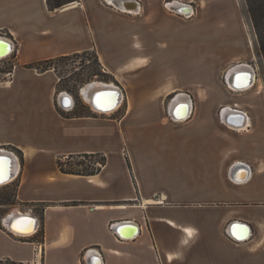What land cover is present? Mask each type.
<instances>
[{
	"label": "crops",
	"instance_id": "1",
	"mask_svg": "<svg viewBox=\"0 0 264 264\" xmlns=\"http://www.w3.org/2000/svg\"><path fill=\"white\" fill-rule=\"evenodd\" d=\"M94 1H71L52 10L47 0H0V36L11 39L16 53L6 57L14 55L19 64L12 73L15 83H0V152L12 151L14 155L9 154L18 167L9 184L15 187L14 203L0 204V264H258L264 252V147L257 145L255 136L250 137L254 141H233L225 147L216 145L215 132H196V147L184 153L166 148L159 162L155 157L144 167L133 151L137 172L133 177L120 150L110 147L109 124L98 116L104 114L102 110L94 109L83 94L91 115L68 117L60 109L69 113L75 106L67 110L60 103L56 106L60 93L56 74L51 70L36 73L42 62L94 51L104 71L121 82L126 81V73L153 63L133 54V40L119 51L115 41L100 37L102 28L115 35L116 30L108 29L111 21L124 13L140 14L142 5L129 10L125 2L131 0L113 4L105 0L107 5L102 6ZM207 1L171 0L167 6L196 3L207 9ZM216 1L221 6L211 24L220 22L219 26L233 32L240 30L230 14L236 9L234 3ZM200 25L206 26L205 22ZM245 46L252 52L251 39ZM238 63L247 62L233 65ZM252 89L231 90H237L231 93L235 100L219 105L221 124L245 135L257 131L253 119L257 120L258 111L253 116L248 108L260 105L244 103V93ZM173 91L162 96V101L173 96L168 111L191 116L179 119L174 114V119L169 111L170 118L191 120L197 115L194 100L180 87ZM122 95L123 101L124 91ZM197 95L204 96L198 101L209 99L207 88L199 89ZM112 98L102 99L103 107L112 104ZM127 99L129 113L134 97ZM226 113L245 114L242 128L225 123L222 115ZM203 134L215 137L213 146L201 142ZM258 136L264 138V133ZM97 153H104L107 160L96 174L65 173L58 166V156ZM28 218L34 221L30 230H15L14 226L28 228L18 223ZM244 224L251 226V237L239 241L245 234ZM256 244L259 248H254ZM36 249L40 251L37 258Z\"/></svg>",
	"mask_w": 264,
	"mask_h": 264
},
{
	"label": "rangeland",
	"instance_id": "2",
	"mask_svg": "<svg viewBox=\"0 0 264 264\" xmlns=\"http://www.w3.org/2000/svg\"><path fill=\"white\" fill-rule=\"evenodd\" d=\"M169 1L171 2V0H140L142 5L140 14L124 13L117 20L111 21V26L108 29L116 30L115 35L107 33L106 29L102 28L100 37L111 40V42L115 41L117 43L115 47L119 51L128 48L129 41L133 40V54L148 57L153 62L142 71L126 73L125 82L119 81L117 76L111 74L94 76V73L103 75L102 69L96 63L94 51L50 60L47 64L43 62L39 66L40 69H36V73L41 74L50 67L52 74H56L55 80L58 81L60 92H57L59 96H56V106L59 107L60 96L63 92H68L73 96L74 109L69 113L60 109L64 112L63 115L68 117L91 115L92 110L81 93V89L87 83L101 81L115 83L122 88L125 98L121 101L122 104L120 103V109L115 110L116 112L114 111L115 113L110 116L104 115L106 112L103 115L98 114V116L108 122L110 147L120 150L130 169L134 172L132 173L133 177L137 172L136 169L134 170L135 166L130 153L134 151L137 163L140 167H144L147 166L144 163L153 162L155 157L159 162L160 158L164 157L163 153L166 148L174 147L176 151L184 153L191 150V147H196V132H215L217 146L231 147L233 141L237 144H245L254 141L250 137L255 136L257 145L264 147V138L258 136L262 132L264 133V63L259 53L257 37L246 0H231L236 7L230 11L232 21L236 26L240 25V30L237 29L236 32L219 26L220 22H218L219 24L215 23L216 13L221 6V3L216 0H208L207 9H201L196 3H190L196 11V14H193L191 18H186V15L170 10L167 6ZM98 4L107 5V2L98 0ZM213 19L215 21L211 24ZM202 22H205V27L200 25ZM246 38L253 42L252 52L245 46ZM253 53L255 57L252 59ZM14 55L0 61V83L7 82L9 86L15 83V77L12 75L14 65L16 67L19 65ZM125 60L122 59L120 62ZM238 61L247 63L235 65L246 64L255 69V82L250 87L253 89L244 93L247 95L244 103L260 105L259 109L255 106L248 108L253 116L257 115L256 111L260 116L257 115L256 121L253 119L257 129L253 135H245L243 131L230 129L221 124L218 116L219 105L222 102L227 103L235 100L231 93L236 91H231L233 89L231 86V90L228 89V71ZM90 77H92L91 80H88ZM172 86L182 88L194 100L197 115L195 113L192 119L187 122H175L170 118L168 108L173 96L162 101L165 90ZM201 88H207L209 95L207 102L198 101L200 98H204V96L197 95V91L199 92ZM129 95L134 97V100L133 107L128 113L127 96ZM207 103L209 105H205ZM199 115L202 116V119H199ZM164 119L167 122H164ZM232 128L238 130V128ZM203 135L204 138L201 139V142L213 146L212 141L215 137L211 135L212 137L208 138V136L205 137V134ZM156 152H162V154L155 155ZM19 154L21 155L20 152ZM58 158L66 164V168L88 173L103 167V158L107 160L104 153L74 157L61 155ZM8 184L0 187V196L7 198L11 196L10 201L12 202L15 200V187ZM261 255L258 264H264V252Z\"/></svg>",
	"mask_w": 264,
	"mask_h": 264
},
{
	"label": "bare ground",
	"instance_id": "3",
	"mask_svg": "<svg viewBox=\"0 0 264 264\" xmlns=\"http://www.w3.org/2000/svg\"><path fill=\"white\" fill-rule=\"evenodd\" d=\"M114 1L115 0H112L111 4H113ZM171 3H173V2H171ZM184 5H188V4H182V6H184ZM204 5H205V3H204ZM173 6L179 7L178 5H173ZM169 7L172 8L171 5ZM0 39L2 40V38H0ZM8 42H9V45H8L9 50H11V52H12V50H13L12 43L9 40H8ZM5 57L1 56L0 60H2ZM243 70H246L245 74H241L240 75L239 71L244 72ZM235 72L236 73L238 72L237 73V74H239L238 77H236V75L234 76ZM254 82H255L254 69L252 67L250 68L246 64L245 65H243V64L242 65H237V66H235L233 68H230V70L228 71V83H229V86H233V88H237V89H240V88L241 89H245L246 88V89H248V88H250V87H252L254 85ZM113 84L112 83L101 82V81H94V82H91V83H87L85 85V87H83L81 89V92H82L83 96L85 97V99L88 100L90 104H92L94 109L102 110V111H99L100 113H105L106 112L107 114H110L111 112H113V110L118 109V107L120 106V103L122 101L121 99L123 97L120 89L116 85H113ZM238 85H240V86H238ZM101 90H107V92L101 93L100 92ZM173 90H174V86L169 87L168 89H166L164 93L170 95V94L175 92ZM235 91H237V90H235ZM241 91H244V90H241ZM113 92L115 93V95H113ZM107 95H112V97H113L112 100L113 101H112V104H109L108 106L103 107V106H105V104L102 103L101 101H102V99H105V97ZM62 96H65V94L63 93ZM72 99H73V97H72ZM60 100H62V99H60ZM190 107L192 108L191 104H190ZM182 119H185V118L183 117ZM238 128H242V127H238ZM0 154H4V155L10 156L12 161H13L12 169H11V177L9 176L10 179L8 181H6V182H0V187H1V186H4V185L8 184L9 182H11V180L13 178H15V176L17 175L18 167H17V164H16L17 162L14 160V158L12 157L11 154L6 153V152H2ZM259 246H260V244H256L254 246V248H259Z\"/></svg>",
	"mask_w": 264,
	"mask_h": 264
},
{
	"label": "water",
	"instance_id": "4",
	"mask_svg": "<svg viewBox=\"0 0 264 264\" xmlns=\"http://www.w3.org/2000/svg\"><path fill=\"white\" fill-rule=\"evenodd\" d=\"M116 2H117V4L119 6H123L122 3L120 4V2H118V1H116ZM125 3L127 4V7L130 10H133V9L136 10L138 8V5L141 4L140 1H138V0L126 1ZM171 10H173L176 13H179V14L191 15V14H193L194 6L192 4L184 5V6H181V7L172 6ZM0 38H2V40L0 39V41H3V43H0V58H1V56L5 57V56L9 55L10 53H13L15 48H14L13 52H11V50H9V47H8V45H9L8 40L11 41V39H9L6 36H0ZM243 73H245V72H240V74H243ZM120 90H121V88H120ZM122 91H121V93H122ZM100 92L101 93H105V92H107V90H101ZM64 94H65V96H62L63 93L60 96V99H62V100H60L61 106L63 108L72 109L75 106V102L73 101L72 96L70 94H68L67 92H64ZM113 95H115L114 92H113ZM227 113L225 115H222L223 118H224V122L225 123H227V124H231L232 123V124H235L237 127L244 125V119L246 117L245 114L235 113V115H230V114L228 115ZM174 114L179 119H182L183 117L185 119H187V117H185V116H188V115L179 116L176 113H174V111H170V115L172 116V118H174ZM190 116H191V114H190ZM190 116L188 118H190ZM237 117H238V119L239 118L240 119H239L238 122H235L237 120ZM232 119H234L235 121H233ZM7 152L14 155V153L12 151H10V150H7ZM0 153H2V152H0ZM18 160H19V158H18ZM5 161L7 163H5ZM19 164H20V162H19ZM11 169H12V159H11V157L8 156V155L0 154V170H3V182H6V181H8L10 179V177H11ZM244 228H245V234L243 236L237 238V240H239V241H242V240L244 241V240H247V239H249L251 237V226L249 224H244ZM116 232L121 237H123L122 234L118 230H116Z\"/></svg>",
	"mask_w": 264,
	"mask_h": 264
},
{
	"label": "trees",
	"instance_id": "5",
	"mask_svg": "<svg viewBox=\"0 0 264 264\" xmlns=\"http://www.w3.org/2000/svg\"><path fill=\"white\" fill-rule=\"evenodd\" d=\"M71 1H77V0H47L48 5H49L50 9H52V10H54L56 8H60V7L64 6L65 4H67ZM246 3L248 6V11H249L251 21H252V24H253V27L255 30V34L257 37V43L259 46V53L262 56V60L264 63V0H246ZM85 53H88V52H85ZM77 55H79V54H77ZM67 57H69V56H67ZM63 58H65V57H63ZM95 59H96V63L98 64V66L102 69L103 75L101 73L100 74L94 73L93 75L94 76H99V75L100 76H107L108 74L106 72L104 73V69L102 68L96 54H95ZM48 61H50V60H48ZM48 61H45L46 64L48 63ZM42 64H43V62L40 63L39 66ZM39 69H40V67H39ZM45 70L47 71V70H51V69L49 67V68H46ZM91 78L92 77H90L88 80H91ZM87 155H85V156H87ZM105 165H106V159L103 158L102 166H105ZM58 166L62 172L80 174V175L96 174L97 172H100L101 168H102V167H100L96 171L93 170L89 173L86 171L68 169V168H66V164L61 159H59V161H58ZM10 198H11V196H9L8 198L6 196L5 197L0 196V204H13L14 202L13 201L11 202Z\"/></svg>",
	"mask_w": 264,
	"mask_h": 264
},
{
	"label": "snow or ice",
	"instance_id": "6",
	"mask_svg": "<svg viewBox=\"0 0 264 264\" xmlns=\"http://www.w3.org/2000/svg\"><path fill=\"white\" fill-rule=\"evenodd\" d=\"M0 43H3V41H0ZM240 86V85H238ZM5 163H7L5 161ZM0 182H3V170H0ZM18 223H24L26 225H28V228H20L18 226H14L15 230H17L18 232H27L28 230H30V226H32L34 224V221H32L30 218L20 221Z\"/></svg>",
	"mask_w": 264,
	"mask_h": 264
},
{
	"label": "built area",
	"instance_id": "7",
	"mask_svg": "<svg viewBox=\"0 0 264 264\" xmlns=\"http://www.w3.org/2000/svg\"><path fill=\"white\" fill-rule=\"evenodd\" d=\"M110 6H111V5H110ZM112 7H115V6H112ZM14 51H15V50H14ZM13 53H14V52H13ZM13 53H12V54H13ZM12 54H11V55H12ZM11 55H10V56H11ZM10 56H9V57H10ZM9 57H7V58H5V59H2V60H0V61L6 60V59H8ZM64 109L67 110V109H69V108H64ZM35 253H36V258H37V256L40 254V251H38V249H36V252H35Z\"/></svg>",
	"mask_w": 264,
	"mask_h": 264
}]
</instances>
